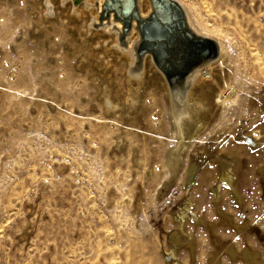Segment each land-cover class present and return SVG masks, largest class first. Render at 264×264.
<instances>
[{
	"label": "rangeland",
	"instance_id": "obj_1",
	"mask_svg": "<svg viewBox=\"0 0 264 264\" xmlns=\"http://www.w3.org/2000/svg\"><path fill=\"white\" fill-rule=\"evenodd\" d=\"M54 1L0 0V264H264V0H177L228 49L177 164L147 60L128 106L124 47Z\"/></svg>",
	"mask_w": 264,
	"mask_h": 264
},
{
	"label": "bare ground",
	"instance_id": "obj_2",
	"mask_svg": "<svg viewBox=\"0 0 264 264\" xmlns=\"http://www.w3.org/2000/svg\"><path fill=\"white\" fill-rule=\"evenodd\" d=\"M73 1L74 0H57V3H59L62 6H65L66 3H69L68 7H71V14L73 16H81L82 14L81 10L79 8L77 9L76 7H74V4H72ZM82 1H83L82 6L85 9V13L89 21V24H85L86 27H88L89 31H91V28H93V26L99 27L98 28L100 31L99 33L105 36L104 37L105 40L103 42L107 46L106 47L104 46L105 47L104 52L108 50V47L110 45L114 49L117 46H119V48L124 47L122 49V57L124 58L125 61L124 70L126 71V74H128L130 77L135 78L134 80L135 87L131 88L129 87V85L128 87H126L127 90L125 93L126 96L124 98V101L128 103V106H132L134 101L137 99L138 89L143 74L146 71L145 65L142 64L140 69H138L139 66H136V63L138 62L139 58L143 57L141 59L143 63L147 60L154 74L158 77L157 80L160 79L164 83L166 88L167 101H168V110H169L170 118L173 121V129L175 136L177 138L176 145L168 154L169 162L174 164L179 158L178 147L181 145V141L183 137L186 135V133H188L190 128L198 129L200 127L199 121L200 119L204 118L203 116L200 117L201 111L203 110L204 113H206L205 112L206 109L204 108L203 102L201 100H195V98L193 99L191 88L193 85L195 86L196 84L204 81L205 78L210 77V72L213 66L220 67L222 69V71L220 72V78L223 82L225 81V78L223 76V71H224V66L228 61V49L222 44L220 40L217 39L219 43V51L216 57L212 59H208L206 61H202V63L196 66L190 73H188L183 80H179L175 82L173 81V79L170 78L171 75L170 72H167V75H165L157 67V64L158 65L161 64L159 61L156 64L157 61L155 62V60L158 59L157 56L155 57L154 54L148 52H145L144 54H142V52H137V48L141 43L142 39L146 38L149 41H161L162 44L160 46L166 49L165 55H167L168 52H171V49L169 51V47L172 48L171 57L174 60H177V58L180 56L181 53V44L176 43L177 40H175L171 36L172 30L175 29L173 28L172 25H167V24H163L162 22L161 23L157 22L147 26L146 29H142L141 32H139L137 28L138 27L137 23L135 21H130L129 24L127 21H124V19L121 16H119L120 15L119 12H117L116 17L112 11L107 14V10L111 8L112 0H82ZM54 3H55L54 0H41L43 10L46 11L51 9ZM178 3L180 4V2ZM115 5L119 6L120 3H115ZM180 5L183 7L182 4ZM122 6L124 10L127 8L126 6H124V3ZM184 7L186 13V20L189 27L192 30H194L196 33L201 34L203 37L215 39L213 35H210L202 31L203 29H201L198 26L196 20L193 19L186 10V5H184ZM157 9L159 10V12H161L160 8L157 7ZM137 10H138L137 14L138 16L140 15L139 17H141L142 20H144L145 18L151 15H153L152 17L153 19L156 18L157 16H159L160 18H164V14L159 13L158 10H157L158 15L156 16L154 14L150 0H137ZM105 15H107V17H105ZM122 23H125L126 25L128 24L130 25V30L125 36L124 34L127 31L126 29H124L125 25L123 26ZM121 36L124 37L123 43L120 42ZM223 87L225 88V86ZM109 89L105 87L104 90L101 91L102 93L100 95L102 97V102L104 104L105 110L112 111L113 109L116 108L117 102L114 103L110 100L111 90L109 91ZM222 91L220 90V93L216 98V102L218 104L225 102L229 100L230 97H232L231 96L232 90L230 88H228V90H224V92ZM208 118L210 119V117Z\"/></svg>",
	"mask_w": 264,
	"mask_h": 264
},
{
	"label": "water",
	"instance_id": "obj_3",
	"mask_svg": "<svg viewBox=\"0 0 264 264\" xmlns=\"http://www.w3.org/2000/svg\"><path fill=\"white\" fill-rule=\"evenodd\" d=\"M113 1H116V0H112V2H113ZM125 25H126V24H125Z\"/></svg>",
	"mask_w": 264,
	"mask_h": 264
}]
</instances>
